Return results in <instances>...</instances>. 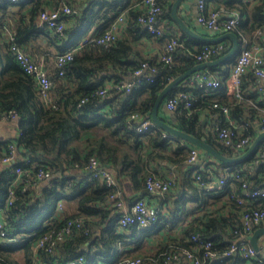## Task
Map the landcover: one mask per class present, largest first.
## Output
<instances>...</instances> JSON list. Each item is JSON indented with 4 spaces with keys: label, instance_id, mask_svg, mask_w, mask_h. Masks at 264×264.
Segmentation results:
<instances>
[{
    "label": "trees",
    "instance_id": "obj_1",
    "mask_svg": "<svg viewBox=\"0 0 264 264\" xmlns=\"http://www.w3.org/2000/svg\"><path fill=\"white\" fill-rule=\"evenodd\" d=\"M91 1V4L88 2L86 6L82 4L77 13H74V6L64 0H0V117L14 110L20 128L18 136L0 139V154L9 151V146L14 145L16 153L19 151L21 155L19 161L6 166L0 172V209L3 210L1 217L9 237L8 241L0 242V264H19L15 257V252L18 251L23 254L24 264H41V261L42 264H70L81 254L85 256L83 264H94L97 261L109 263L134 256L143 258L140 264H176L182 263L185 260L183 258L187 257L181 253L177 261L173 260L169 258L172 251L191 248L195 244L191 239L194 234L211 240L214 249L219 253V257L207 259V264H247L248 261L264 264L239 252L223 255L239 236L246 235L240 220L244 204L238 202L235 197L244 195L242 181L231 176L227 189L221 191L237 210L236 217L210 215L206 221L196 217L199 220L197 224L183 225L188 215L202 209V198L210 193L198 184L192 172L197 169L206 180L210 175L214 176L213 173L201 170L205 166L204 163L211 164L208 161L211 155L205 153L208 158L203 157L189 167L187 160L190 147L181 138L165 137V130L159 127L140 133L128 126L131 122L137 123L136 120L130 119L133 113H139L142 118H152L153 106L161 90L172 79L197 64V53L204 45L213 42L196 39L185 31H182V35H166L160 18L172 16L166 5L168 0H159L165 9L158 18V24L163 29L161 35L149 32L138 20L141 9L136 4L142 0ZM220 1L223 3L220 5L226 8L233 5L232 10L240 11L241 22L233 30L238 37L246 35L251 40L262 41L253 32L264 26V0L257 1L251 12L246 10V0ZM61 3L68 4L73 9L71 13L62 15L66 22L63 35L38 23V16L45 7L58 6ZM24 7L27 9L23 12ZM123 12L127 17L123 35L110 47L94 42L85 44L63 67V75L59 73L61 68L56 62L59 52L76 45L97 17L104 20L103 26L97 32L102 34ZM244 16H250L249 26V19L245 20ZM9 33L15 36V43L23 50L33 48L36 39L42 35L47 37L49 44L55 46L56 50L51 49L47 54L54 58L55 63L48 74L53 82L51 94L56 108L47 107L41 101L34 77L23 70L10 49ZM145 36L156 37L157 40L164 41V45L177 37L180 44L173 52V61L165 62L160 57L148 58L141 55L136 43ZM224 41L230 49L232 40ZM229 49L215 58L222 56ZM236 55L224 63L210 67L207 72L213 74L214 70L221 69L222 75H227V69L223 67L230 64ZM145 62H149L154 71L146 70L138 76L140 85L130 91L112 88L104 96L97 93L109 82L132 80L135 71ZM246 78L250 81L256 80V88L251 92L247 90L246 93L249 94L245 93L246 97L242 83L241 100L225 99L222 96L225 94V78L221 79L222 86L218 92L204 91L197 84L190 83V77L186 78L176 85L165 99L179 91L199 98L192 106L195 109L193 112L188 109L176 112L175 125L204 139L227 156L240 155L244 150L226 146L218 138L216 128L229 124L227 119H222V107L228 106V114L235 121L234 124L245 126L243 133L256 137L257 126L264 118V101L258 92L259 81L255 75L249 72L243 80ZM247 98L251 99L252 103L247 102ZM215 102L218 106H214ZM207 111L218 113L220 117L214 132H206L203 129L202 115ZM112 136L113 142L108 139ZM91 157L98 158L103 165L109 167L120 186L125 179H130L134 188L139 191L137 198H145V195L150 193L146 186L150 175L165 177L164 174L151 171V162L167 160L176 167L172 188L179 186L183 191L181 202L173 215H164L160 211L159 218L150 226L139 227L133 224L119 229L117 220L121 213L116 211V206H112L113 201L110 199L113 188L108 187L99 178L90 179L88 162ZM254 160L255 153L241 162L227 164L219 161L218 164L229 167L231 173L247 175L250 187L254 188L264 185L256 177L254 178L257 180L252 178L250 170L246 168ZM257 164L258 171L264 173V162ZM18 166L29 172L16 181L15 170ZM40 168L49 171L51 176L44 180L46 182L37 193L36 188L44 182L36 181ZM213 170L218 171L215 168ZM35 181L37 183H34ZM25 184H28L29 188L24 191ZM11 189L14 190L15 196L12 203L7 205L6 199ZM124 197L127 202L125 193ZM62 199L76 200L78 212L64 218L58 217L57 206ZM134 200L130 198L128 202L132 203ZM186 201H192L193 204L187 205ZM261 202L264 205V199ZM79 216L84 221L82 228L75 229L60 241L53 251L37 249L35 256V243L46 231L60 228L68 219ZM177 226H181L180 237L169 239L155 253H137L143 245V239L151 233L160 228L173 230ZM127 246L133 247L125 249ZM121 247L124 250L117 254ZM198 254L203 256L204 250Z\"/></svg>",
    "mask_w": 264,
    "mask_h": 264
},
{
    "label": "built area",
    "instance_id": "obj_2",
    "mask_svg": "<svg viewBox=\"0 0 264 264\" xmlns=\"http://www.w3.org/2000/svg\"><path fill=\"white\" fill-rule=\"evenodd\" d=\"M19 1V0H12ZM210 0H198L197 1V22L205 29L224 33L226 31H233L241 22V13L238 10H231V13L222 17L225 7H208ZM141 12L138 16V20L143 23L149 32L157 35L163 34L162 27L158 24V18L165 12V9L159 3V0H142L139 4ZM73 11L72 7L68 4L61 3L54 7H45L38 16L39 25L46 26L47 28L59 33L64 34L66 28V22L62 18L63 14H68ZM127 23L126 13H121L114 21H112L109 27L102 34L88 32L81 40L72 48L59 52L56 56L57 65L61 68L60 74L63 75V67L73 58L74 54L79 51L85 44L94 42L101 44L104 47H110L113 42L124 31ZM261 30L257 29L254 34L260 35ZM10 49L14 53L19 64L23 70L32 75L37 83L41 101L47 107L56 108L54 97L51 94V88L53 85L52 79L48 74V70L45 65L39 61L33 59L25 50L15 43V36L9 33ZM239 51L233 60L230 70V79L233 84L232 94L233 98L241 100L243 98L242 83L243 77L252 72L259 81L257 86L258 92L261 94V98L264 101V41L251 40L246 35L239 37ZM180 44L177 37L172 38L168 43L164 45L163 52L160 55V59L165 62L173 61V52ZM229 49L227 42L222 40L206 44L197 53L196 57L199 62L208 61L214 59L220 55L224 50ZM228 51V50H227ZM146 70L154 71V68L149 62L143 63L142 67L135 71L132 80L121 82H109L105 86L101 87L97 93L104 96L108 94V91L112 88L124 91H130L133 87L140 85L141 76ZM150 78V77H149ZM222 77L215 74H211L205 70L197 71L190 77V83H195L204 91H218L222 86ZM211 94V93H210ZM198 96H190L187 92L179 91L176 94L170 96L165 101L166 109L170 111L179 112L183 109H188L189 112H193L195 109L193 104L198 100ZM85 99L82 100L84 102ZM182 107L180 108V104ZM214 106H218L215 102ZM222 111L226 114L229 113L228 106H223ZM264 113V107H262ZM17 118V114L14 110L4 114L0 117V123L10 121ZM131 120H136L137 123H129L128 126L134 128L137 132L144 133L151 130L154 127H158L153 118H142L139 113H133L130 117ZM228 125L217 126L218 138L226 145L235 149L244 150L248 148L253 140L254 136L251 134H244L243 130L245 126L234 124L231 119H227ZM264 131V118L260 124V132ZM165 137H171V135L165 131ZM206 156L205 152L198 146H190V153L188 157V166H192L200 159ZM16 157V147L14 145L9 146V151H5L0 154V164L14 161ZM264 162V140L259 144L255 151L254 163ZM88 168L90 169V179L99 178L108 187L113 188L110 194V199L113 201L114 206L124 208V211L118 217L117 223L120 228H124L130 225H137L139 227H147L152 225L159 218L161 207L149 204L145 198H137L132 203L127 205L124 197L123 188L119 185V182L114 175V172L107 166L103 165L98 158L91 157L88 162ZM202 171H210L206 168H201ZM17 178L19 181L23 174L29 172L25 168L20 166L16 167ZM51 176L49 171L40 168L37 173L36 181H44ZM192 176L196 179L198 184L205 190L210 192H221L227 189V182L229 178L235 177L237 180L242 181V187L244 188V195H236V200L244 207L241 211V221L244 232L246 235L239 236L224 252L225 255H231L233 253H241L243 256L249 259H256L260 263H264V244H259V249H256L251 241V235L255 227L264 225V205L261 200L264 199V185L258 187H250L247 175L236 173H230L226 176L219 178L210 175L209 179H205L203 175L197 170H193ZM175 177L173 174L158 177L150 175L147 178L146 186L150 192L165 193L173 187ZM34 183H37V182ZM29 188L28 184H25L23 190ZM15 196L14 190L9 191V195L6 199V204L12 203ZM3 210L0 209V242L8 241L7 231L5 224L1 217ZM84 226L82 217H75L68 219V221L60 228H51L46 231L35 243V249H45L47 251H53L56 245L70 235L75 229H80ZM88 230V228H87ZM191 239L195 242L191 248H182L181 251L173 250L169 258L178 260L181 253L185 255L193 264H207V259L219 257V253L214 249L213 242L209 239H202L199 234L192 235ZM204 250L203 256L198 254L199 251ZM180 252V253H179ZM143 258L140 256L124 257L104 263L97 261L94 264H140ZM85 262V256L83 254L72 260L70 264H83ZM34 264H38L35 262Z\"/></svg>",
    "mask_w": 264,
    "mask_h": 264
},
{
    "label": "crops",
    "instance_id": "obj_3",
    "mask_svg": "<svg viewBox=\"0 0 264 264\" xmlns=\"http://www.w3.org/2000/svg\"><path fill=\"white\" fill-rule=\"evenodd\" d=\"M64 1L68 2L69 4L71 3V5L74 6V13H77V10L82 7V4L84 6H86L89 3L91 4V2H92L91 0H64ZM127 1L134 2L136 0H127ZM197 1L198 0H182L181 4L179 6V9H178V14L181 16V18L184 20V22L189 25V27H191L195 31L199 32L200 34L205 35V36L220 35L221 33H218V32L214 33L212 31H209V30L205 29L204 27H202L197 22V19H196ZM246 1H247L246 2L247 3L246 4V10L251 12L253 7L255 6L257 1H259V0H246ZM174 2H175V0H168L167 1L166 5H167L168 11L170 13H171V7H172ZM220 3L223 4L220 0H210V2L208 3V7L215 8V7H218L220 5ZM97 5H98V1L96 2V8H97ZM26 9L27 8L24 7L22 11L24 12ZM232 9H233V5L229 6L228 8L225 7V10H224V13L222 14V17H225L227 14L231 13ZM244 18H245V20L249 19V22H248V26H249L251 24L250 16L249 17L244 16ZM103 21H104L103 18L97 17L94 20L91 27H89L88 32H92V33L99 32L101 27L103 26ZM160 24L165 29L166 35H174V34L182 35L183 29H181L179 27L178 23L173 19L172 16H171V18L169 16H164V17L160 18ZM259 28L261 30V33H260V35H257V36L260 37V39L264 41V26L259 27ZM254 32H255V30H254ZM120 35H123V32ZM164 43H165L164 41L161 42V41L157 40L156 37L152 38V37H146L145 36V37H143L137 41L136 48H137L138 52L145 57L158 58V57H160V55L163 52ZM194 47H197V45H194ZM51 49L56 50L55 46H53L51 43L50 44L48 43L47 37L45 35H42L36 39L34 47L30 48V49L25 48V50H26L25 52H27L33 59L41 61L45 65V67L47 68V70L49 72L52 69V66H54V64H55L54 58L51 56H48V54H47V52L50 51ZM232 63H233V61L230 64H228L227 66L223 67L224 69H227V72H228V74L225 76L222 75L221 69H216L213 71V74L220 76L223 79L225 78V82H224L225 94L222 95L225 99H233V94H232L233 84H232L231 79H230V70L232 67ZM207 70L209 71L210 67L207 68L206 71ZM243 85H244L243 89L245 91L244 95L246 96V94H249V92H251V90H254L256 88V80L250 81L249 79L246 78L243 80ZM247 90L249 91L248 93H246ZM217 92H216V94H217ZM165 101H166V99L164 100L163 104L161 105V107L159 109V115L163 120L167 121L168 123L175 125L176 121H177V113H175L174 111H170V110L166 109ZM246 101L252 103L251 99H249V98H247ZM217 114L218 113H211L209 111L203 113V115H202V120L204 123L203 129L206 132L209 130H212L214 132V130L216 128L215 125L218 124L217 120L220 119V117H218L219 115H217ZM222 119H231V117L229 114L224 113L222 116ZM231 120L234 121L233 119H231ZM260 133L261 132H260V124H259L257 126L256 137ZM19 134H20V128H19V119L18 118H14V119H11L10 121H5V122L0 123V139H6L8 137H15V136H18ZM108 139L113 142L114 137L112 136ZM182 140L189 147L193 146L190 143L186 142L184 139H182ZM127 146H128V144H127ZM244 151H245V149H244ZM135 153L137 154L138 152L136 151ZM20 157H21L20 152L17 151L14 161L0 164V172L6 166H11L12 164L19 161ZM204 158H208V157L204 156ZM200 160H202V159H200ZM208 161H210L211 164H209V162H208V164L204 163L205 166H203L202 168L208 169L210 171V173L214 174V177L219 178V177L226 176V175L231 173L229 167L219 165L218 164L219 161L216 160L215 158L209 157ZM258 167H259L258 164L254 163V162H251L248 166H246V168H248L250 170L252 178L256 177L258 180H261V182L264 183V173L258 171L259 170ZM175 168L176 167L174 165H172L169 161H167V160L164 161L162 159H160L158 161L151 162V164H150L151 171H155L157 173L164 174L165 176L173 174L174 177L176 178V172L177 171ZM213 168H215V170H218V171L214 172ZM257 179H255V180H257ZM45 182L46 181L40 183V186L36 188L37 193L40 192V190H41V188ZM121 186L123 188V191L125 193L126 198H128V201L130 198L133 200L137 198L139 191L134 188L133 183L130 179H125L121 183ZM181 192H183V191L181 190V188L179 186H177V187L172 188L170 190V192L169 191L165 192V193L150 192L149 194L145 195V199L149 202V204L161 207V211L164 215L170 216V215H173L175 208H177L178 204L181 202V197H182ZM184 195H187V194L184 193ZM187 199H189V198L187 197ZM202 199H203L202 203H201L202 209L193 213L192 215H188L186 220L183 222V225H188L190 223L197 224V222H199V220H198L199 218H202L204 221H206L208 216H210V215L218 217V216H222V215H224V216L234 215L235 216L237 214V210H235L233 205H231L227 195L224 192L223 193L222 192H210V193L204 195ZM128 201H127V205L130 204ZM191 203H192V201H186L187 205H190ZM112 206H114L113 203H112ZM117 210L120 213H122L124 211V208L117 207L116 211ZM76 212H78L76 200L62 199L61 201H59L58 206H57V216L58 217L64 218L65 216L72 215ZM240 220H241V216H240ZM262 226H264V225H260L259 227H262ZM259 227L257 226V228H259ZM119 229H122V228L119 227ZM180 235H181V226H177L173 230H167V229H163V228L161 229L160 228V230L155 231L154 233H151L149 236H147L146 238L143 239V245L137 250V253L138 252H139L138 254L155 253L156 251L159 250V248L162 245H165V243L168 242L169 239H171L175 236L180 237ZM258 242L261 245L264 244V234L260 235ZM132 247L133 246H127V247H125V249H132ZM123 250H124V248L121 247L118 250L117 254H121ZM36 252H37V250L34 248L35 256H36ZM15 254H16L15 257L17 258L19 264H24L22 252L18 251V252H15ZM183 259H185V260H183L182 263H176V264H192L190 259H188V258H183ZM41 264H42V261H41ZM247 264H253V263L251 261H248Z\"/></svg>",
    "mask_w": 264,
    "mask_h": 264
},
{
    "label": "water",
    "instance_id": "obj_4",
    "mask_svg": "<svg viewBox=\"0 0 264 264\" xmlns=\"http://www.w3.org/2000/svg\"><path fill=\"white\" fill-rule=\"evenodd\" d=\"M181 2L182 0H175V2L173 3L171 7V15L173 19L178 23L179 27L183 29V31H185L188 35L196 39H200V40L207 41V42H218V41H222L225 39H231L232 46L222 56L208 60V61L199 62L195 64L193 67H191L190 69L186 70L184 73L172 79L161 90V92L158 94L156 98V101L154 103L153 110H152L153 121L160 129L167 131L171 135V137H177V138L184 139L186 142L190 143L191 145L200 147L205 153L211 155L212 158H215L218 161H221L227 164L241 162L245 160L246 158H248L251 154L255 153L259 144L264 139V131L261 132L253 140L252 144L244 152H242L238 156L230 157V156L223 154L220 150L212 146L210 143H208L204 139L196 137L195 135H192L190 133H187L181 130L180 128H178L174 124L168 123L167 121L163 120L159 115V109L161 105L163 104L164 99L167 97V95L170 93V91L173 90V88L176 85H178L180 82H182L186 78L191 77L197 71L206 70L209 67L217 66L221 63L228 61L229 59L233 58L239 51L240 40H239L238 35L234 31H226L217 36H205L195 31L191 27H189V25L186 24L184 20L181 18V16L178 14V9H179ZM262 234H264V226L257 228L251 235L250 241L256 249H259L258 240H259L260 235Z\"/></svg>",
    "mask_w": 264,
    "mask_h": 264
}]
</instances>
